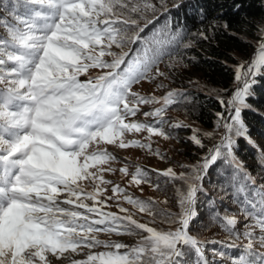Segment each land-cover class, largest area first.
<instances>
[{
	"label": "snow or ice",
	"instance_id": "obj_1",
	"mask_svg": "<svg viewBox=\"0 0 264 264\" xmlns=\"http://www.w3.org/2000/svg\"><path fill=\"white\" fill-rule=\"evenodd\" d=\"M3 7L11 20L0 17V264H182L190 251L191 264H223L225 259L229 264H264V252L255 250L256 245L264 248V184H257L234 151L243 138L264 168V149L251 139L242 117L251 108L247 98L254 95L257 77L264 76V28L251 62L236 69L238 86L226 103L219 99L222 111L213 130L192 128L189 139L201 149L205 139L220 136L201 160L180 165L187 172L137 166L132 173L130 185L159 189L161 177L186 185V190L177 188L179 212L157 213L156 201L142 200L105 178L117 171L111 167L117 157L100 145L146 149L163 159L153 149L152 137L171 138L166 125L191 127L165 119L170 106L188 100L182 90L163 96L133 91L143 81L167 79L160 64L173 68L182 61L181 48L192 46L183 28L173 30L168 17L155 26L170 11L167 0H12ZM172 7L179 8V0ZM149 25L153 27L145 33ZM92 69L98 70L96 75H89ZM164 88L162 81L156 84L157 90ZM142 106H149L143 116L151 117V123L134 119ZM142 132L147 142L126 138ZM218 160L231 169L229 187L237 210L225 208L222 214L216 209L212 220L232 241L243 238L246 245L202 241L189 231L198 215L203 179ZM150 171L156 172L155 183ZM119 172L128 176V166ZM109 185L112 195H107ZM109 201L118 212L106 210ZM209 203L215 207L214 201ZM137 213H146L149 223L159 215L170 227H150L134 218ZM101 232L139 239L130 246L101 240ZM207 243L222 245L219 251L211 249V260L204 255ZM101 247L105 250L92 251ZM84 249V258H75Z\"/></svg>",
	"mask_w": 264,
	"mask_h": 264
},
{
	"label": "trees",
	"instance_id": "obj_2",
	"mask_svg": "<svg viewBox=\"0 0 264 264\" xmlns=\"http://www.w3.org/2000/svg\"><path fill=\"white\" fill-rule=\"evenodd\" d=\"M176 2L177 0H167L170 11L160 15L155 26L160 27L165 22V17H168L173 30L177 26L183 28L186 41H191V47L180 50L182 61L176 63L171 69L175 75L173 89L185 92L188 100L182 104L170 106L165 119L171 122V115L179 113L201 132L212 131L217 120L216 114L222 111L219 99L227 102L238 86L234 83L238 65L242 62H251L259 46L261 39L259 29L264 28V0H179L180 7L173 8L172 5ZM11 3L12 0H0V17H7L11 20V17H8V10L3 7L4 4L11 5ZM237 4L240 5L239 9L236 8ZM22 12L23 9H21ZM225 24L227 27H224ZM152 27L153 25H149L148 29H145V33H148ZM145 33H141V35H145ZM200 33H203L207 39L203 38ZM3 34L4 29L3 32L0 31V35ZM129 47L135 49L136 45ZM124 50L128 51L129 48L126 47ZM165 59L167 60V58ZM246 66L247 64H245ZM191 71L198 72V75L188 76ZM257 81L252 87L254 95L247 98V103L251 105V108L244 110L242 117L249 129L248 134L251 139L261 149H264V76H258ZM179 130H188L192 134L190 129L180 128ZM219 139V135H215L212 140L205 139L206 147L203 149L187 140L186 143L189 144H186L185 155L180 157V164H196L205 155L207 147ZM237 145L238 147L234 151L238 159L251 172L257 184H264V168L257 164L256 150L243 138H238ZM141 168L152 170L146 167ZM182 171L187 172L188 169L180 167V172ZM149 175L155 183L156 172L150 171ZM230 178L231 169L223 166L219 160L216 165L210 166L204 177L202 182L204 192L198 194L196 205L198 215L194 218L189 229L190 234L199 240L229 241L237 245L247 244L248 241L243 238L232 241L229 234L212 220L216 209H219L222 214L225 208L230 212L237 210V205L232 203ZM160 179L161 185L156 191L163 197V200H154L157 202V213L179 212L177 188L186 190V185L179 181L165 182L163 177ZM136 197L142 200L149 199L137 194ZM210 201L215 202L214 208L209 203ZM238 219L243 222L244 218L238 216ZM155 224L158 230L166 231L170 227L165 218L159 215ZM237 227L239 228L241 225ZM214 248L219 251L222 245L207 243L203 246L204 255L210 260L212 258L211 249ZM255 250L264 252V248L259 245L255 246ZM224 251H231L232 255H236L235 250L225 248ZM193 259L194 254L190 251L182 264H191ZM217 259L219 260V257ZM223 264H229V261L225 259Z\"/></svg>",
	"mask_w": 264,
	"mask_h": 264
},
{
	"label": "rangeland",
	"instance_id": "obj_3",
	"mask_svg": "<svg viewBox=\"0 0 264 264\" xmlns=\"http://www.w3.org/2000/svg\"><path fill=\"white\" fill-rule=\"evenodd\" d=\"M0 31L3 32V29L0 28ZM107 59H111V57H107ZM160 70L165 72L167 74V79H164L163 77L159 78L158 81L149 83L147 81H143L138 85L133 86L134 92H140L141 94L148 95L154 93L156 96H163L168 90H171L174 88L175 83L173 80H175V75L173 74V71L165 66V64H162L159 66ZM96 69H92L89 72V75H96L97 74ZM198 75V72L191 71L189 72L188 76ZM81 80H84L85 77L81 76ZM162 81L164 84L167 85V88L157 90L156 84L158 82ZM149 106H142V110L140 113L137 114V116L134 118L136 120L144 121L147 119L149 123H151V117L145 118L143 116L144 111H148ZM171 119V123H175L177 121H183L184 123L191 125L190 129L196 128L193 123L188 121L186 117H184L182 114L179 113H173ZM165 131L171 132L172 136L171 138L165 140L163 137L159 136H153L152 137V147L153 149H159L160 153L163 155V159H161L159 156L152 154L146 149H140L135 147H130L127 149H120L116 147L115 145H106L101 144L100 147L104 148L106 147L108 151L112 152L116 157L117 160L111 163V167L117 169V171L113 173H105V178L112 180L113 183H119L122 187H126L128 191L133 194L134 196L140 195L147 198H151L153 200H163V197L156 191V188H154L152 185L147 183H142L139 186L136 185H130L129 181L131 180L132 173L136 171L137 166L140 167H146L152 170L157 171H164L168 168H173L174 171L177 173H180V157L185 155V151L187 150V145L189 143H186L187 140H190L191 133L188 130H179V129H173L169 128L168 126L165 127ZM147 136L146 132H142L139 134H128L127 139H139L143 142H147L144 140V138ZM191 141V140H190ZM125 165L128 166L129 175L128 176H122V174L119 172V169L124 167ZM107 167V166H105ZM85 187L87 190L91 191L92 186L90 184L85 183ZM109 188V191L107 192V195H112L111 193V185L107 186ZM143 189V191H141ZM110 207L106 210L112 211V212H118L119 210L114 206L113 202H108ZM125 207L131 208L130 205L125 204ZM141 223H148L150 227H155V223H149L150 217L146 213H137V215L134 217ZM98 238L101 240H113V241H120L126 245H134L136 244L137 240L139 239L138 236H129V235H115V234H107V233H99ZM105 249L103 247L92 249L94 252L104 251ZM88 250L84 249V252L81 253L79 256H76L77 259H83L84 253H86Z\"/></svg>",
	"mask_w": 264,
	"mask_h": 264
},
{
	"label": "water",
	"instance_id": "obj_4",
	"mask_svg": "<svg viewBox=\"0 0 264 264\" xmlns=\"http://www.w3.org/2000/svg\"><path fill=\"white\" fill-rule=\"evenodd\" d=\"M256 52H257V50H256ZM256 52H255V54H256ZM247 67V66H246Z\"/></svg>",
	"mask_w": 264,
	"mask_h": 264
}]
</instances>
